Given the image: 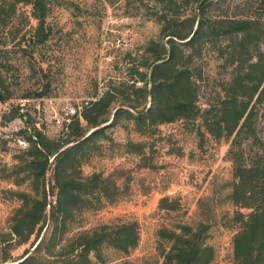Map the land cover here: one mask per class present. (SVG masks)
<instances>
[{
    "label": "trees",
    "instance_id": "trees-1",
    "mask_svg": "<svg viewBox=\"0 0 264 264\" xmlns=\"http://www.w3.org/2000/svg\"><path fill=\"white\" fill-rule=\"evenodd\" d=\"M141 1L147 7L160 8L156 21L167 40L151 42L149 49L154 51L151 87L146 85L132 91L145 100L152 98V103L142 110L133 104L130 109L120 106L112 109L116 95L109 89L81 113L93 128L89 134L80 118L72 120L68 132L60 138L49 137L36 125L22 131L30 145L20 149L16 156L15 184L28 181L32 192H15L21 204L10 218V231H0V264H92L93 257L109 264L105 257L107 249L128 254L138 246L139 225L131 221L81 231L66 246L68 251L64 248L56 251L81 212L100 209L106 202L116 201L123 191L111 176L98 172L84 175L81 170L87 149L92 148L97 138L106 137L105 128L109 124L105 123L111 115V123L125 118L139 125L200 119L216 139L230 142L228 157L233 163V179L226 200L235 207L230 220L235 231L233 264H264V138L259 122L264 119V17L208 18L205 10L210 0ZM193 6L191 14L188 10ZM51 7L52 0H0V103L49 94L51 81L42 64H38L33 69L40 72L41 87L16 95L8 45L17 39L33 46L45 43L51 33L48 23ZM216 35L226 39L220 48L221 57L233 71L222 85L223 94L217 102L204 108L199 104L201 76L193 65L202 55L205 46L202 41ZM22 51L28 52L27 48ZM35 53L36 48L30 57L35 58ZM135 71L144 80L147 74ZM22 109L20 104L13 105L5 114V122L26 115ZM50 170L52 178L48 180ZM54 195L56 200L51 198ZM159 206L168 211L179 207L169 197H163ZM46 225L50 231L47 242L44 238L40 240ZM209 229L206 222L159 228L157 250L163 264H212L216 250L208 241ZM34 234L39 241L35 251H27L20 262H8L13 250L29 242Z\"/></svg>",
    "mask_w": 264,
    "mask_h": 264
},
{
    "label": "rangeland",
    "instance_id": "rangeland-1",
    "mask_svg": "<svg viewBox=\"0 0 264 264\" xmlns=\"http://www.w3.org/2000/svg\"><path fill=\"white\" fill-rule=\"evenodd\" d=\"M194 7L188 12L193 14ZM160 11L159 7L145 6L141 0H52L48 40L33 46L17 39L8 45L14 65L10 76L17 96L30 88L41 87L40 72L33 69L38 64H42L51 85L45 97H17L0 103L1 232L10 231V218L21 204L15 192H32L28 181L15 184L14 165L21 153L16 140L25 139L30 145L23 130L36 125L49 137L60 138L68 132V124L80 118L89 134L93 128L81 113L109 89L116 95L112 109L119 106L130 109L133 104L142 110L152 103V98L145 100L140 93L132 94V91L152 85L151 42L167 41L156 21V12ZM205 12L212 19L264 17V0H210ZM202 42L205 43L202 55L195 59L193 66L201 76L199 104L205 108L223 94L222 85L230 78L233 68L221 57L220 48L226 39L216 35ZM34 48L35 58L30 57ZM136 69L147 74L144 80ZM18 104L27 114L5 122V114ZM72 108L79 112L69 121L66 112ZM112 120L113 115L105 123L109 124L105 128L106 137L97 138L92 148L87 149L81 170L84 175L98 172L111 176L123 191L116 201L81 212L56 251L61 248L68 251L66 246L81 231L101 224L136 221L140 230L138 246L128 254L107 249V262L163 264L157 250L159 228L206 222L210 224L208 241L216 250L212 264H233L235 231L230 220L235 207L226 200L233 179V163L228 157L230 142L216 139L200 119L159 125H139L125 118L117 123H111ZM259 122L264 138V119ZM47 178H52V170L48 171ZM163 197L176 200L179 207L174 211L161 209ZM51 198L56 200V195ZM47 228L48 225L40 235V240L44 238L45 242L50 232ZM38 243L36 234L32 235L29 242L13 250L8 262H20L27 251H35ZM92 264L103 263L93 257Z\"/></svg>",
    "mask_w": 264,
    "mask_h": 264
},
{
    "label": "built area",
    "instance_id": "built-area-1",
    "mask_svg": "<svg viewBox=\"0 0 264 264\" xmlns=\"http://www.w3.org/2000/svg\"><path fill=\"white\" fill-rule=\"evenodd\" d=\"M79 111L76 108H72L70 109L68 112H66V116L68 118V120L70 121V117L74 116L75 114H77ZM17 146L21 149H26L28 147V142L25 139L22 138H18L17 140ZM1 200V199H0Z\"/></svg>",
    "mask_w": 264,
    "mask_h": 264
}]
</instances>
